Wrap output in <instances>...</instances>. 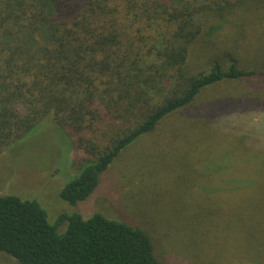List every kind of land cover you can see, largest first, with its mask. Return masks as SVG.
Masks as SVG:
<instances>
[{
    "label": "trees",
    "instance_id": "trees-1",
    "mask_svg": "<svg viewBox=\"0 0 264 264\" xmlns=\"http://www.w3.org/2000/svg\"><path fill=\"white\" fill-rule=\"evenodd\" d=\"M251 9H264V0H0V154L46 126H57L72 142L73 174L60 192L73 209L60 211L54 223L40 200L0 195V252L19 264H166L151 233L123 217L117 202L98 191L112 165L160 128L163 133L150 149L167 148L163 155L168 156V146L180 140L191 145L188 134L205 139L207 130L217 134L225 127L221 139H235L236 122L264 109V65L241 68L238 60L226 63L224 54L203 70L189 67L200 36L215 37ZM245 79H254L255 93L229 89ZM207 90L218 94L201 99ZM251 123L263 137L261 143L244 137V146L259 153L252 157L248 151L243 160L249 164L235 167L239 173L223 168L215 175L232 174L236 194L256 191V197L234 217L218 214L200 195L204 212H183L174 221L179 229L187 225L196 232L236 229L245 260L264 264V186L257 179L263 172L253 166L257 154L264 156V128ZM150 149L148 163L163 171L169 158L157 159ZM89 200L91 215L75 209Z\"/></svg>",
    "mask_w": 264,
    "mask_h": 264
},
{
    "label": "rangeland",
    "instance_id": "rangeland-1",
    "mask_svg": "<svg viewBox=\"0 0 264 264\" xmlns=\"http://www.w3.org/2000/svg\"><path fill=\"white\" fill-rule=\"evenodd\" d=\"M251 10L239 13L233 21L220 28L215 37L212 36L213 38L209 40L206 38L205 41L200 36L190 50L191 71L197 72L207 68L217 55L224 54L226 57L222 58L226 63L230 60H238V66L241 68H259L264 65V9ZM205 21L210 25L214 22V18H205ZM221 21H216L214 24L223 25ZM251 80L245 79L240 83L228 84L229 89L244 88V91L251 89L250 91L255 93V89L252 88L254 79ZM255 81L256 85L259 84L258 80ZM263 84L264 81L260 86ZM225 85L227 84L222 88H225ZM216 94L218 92L214 90H207L201 99L217 96ZM198 105L200 104L194 105L191 111L194 112L195 106ZM246 112H241L239 115ZM248 113L243 116L248 118V121L240 120L236 122L237 126H234L237 138L221 139L219 131L225 127L217 131L215 128L217 134L202 130V134L206 131L205 139L188 134L187 141L191 142V145H186L180 140L177 146H168V156L163 155L167 148L150 149L154 140L159 139L163 133L160 128L155 134L146 137L126 151L104 175L98 193L110 195L117 202L123 217L140 224L151 233L156 252L162 262L166 264L252 263L243 257L247 252H244L242 237L236 229L230 230L226 226L221 230L196 232L189 230L187 225L179 229L178 223L174 221L183 212L189 215H193L194 212L202 214L204 206L201 204L200 195L207 205L212 204L211 209L214 208V211L216 209L218 214L227 212L234 217L239 215V210L249 198L256 197V191L245 195L236 194L237 191L231 188L235 179L232 174L223 177L224 171L220 170L215 175L216 170L223 168L229 173L237 174L239 170L235 168L236 166L249 164L243 160L246 159L245 154L248 151L252 157L257 151L259 153L260 149L251 148L249 143L244 146V137L245 141L253 140L254 143H261L263 136H259L260 131L251 122L257 121L259 127L264 128V109L252 110ZM219 118L221 116L211 118L208 126L213 125ZM149 149L152 152L157 151V159L169 158L163 171L155 169L152 162L148 163L146 153ZM262 149L264 153V148ZM71 150L72 142L69 136L57 126L55 128L46 126L38 133L14 143L0 154V195L12 193L24 199L40 200L48 210L49 220L54 223L53 217L60 211L73 209L60 197L62 188L73 175ZM210 151L214 153L211 155ZM83 155L85 156L84 153ZM257 156L258 159L253 162V166L262 168L263 173L259 174L257 179L259 185L264 186V156L263 154ZM161 176H164L163 179L160 178ZM166 177L168 179H165ZM175 182L178 184L173 185ZM75 209H80L85 216H89L93 213L94 202L92 200L82 202ZM223 219L221 217V221ZM231 235L233 238L226 239V236ZM209 242L214 243V249L208 248ZM0 264L19 263L11 256L0 252Z\"/></svg>",
    "mask_w": 264,
    "mask_h": 264
}]
</instances>
